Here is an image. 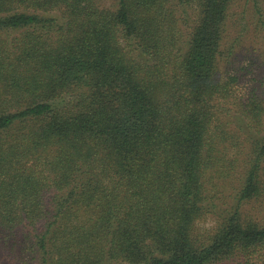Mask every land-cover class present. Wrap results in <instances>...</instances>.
Instances as JSON below:
<instances>
[{"label": "trees", "instance_id": "trees-1", "mask_svg": "<svg viewBox=\"0 0 264 264\" xmlns=\"http://www.w3.org/2000/svg\"><path fill=\"white\" fill-rule=\"evenodd\" d=\"M0 248L264 264V0H0Z\"/></svg>", "mask_w": 264, "mask_h": 264}, {"label": "rangeland", "instance_id": "rangeland-1", "mask_svg": "<svg viewBox=\"0 0 264 264\" xmlns=\"http://www.w3.org/2000/svg\"><path fill=\"white\" fill-rule=\"evenodd\" d=\"M27 258L19 260L15 257V254L10 250H2L0 248V260H2L0 261V264H24V261L27 260Z\"/></svg>", "mask_w": 264, "mask_h": 264}]
</instances>
